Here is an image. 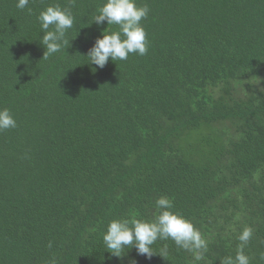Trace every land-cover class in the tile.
Returning a JSON list of instances; mask_svg holds the SVG:
<instances>
[{
    "label": "trees",
    "instance_id": "1",
    "mask_svg": "<svg viewBox=\"0 0 264 264\" xmlns=\"http://www.w3.org/2000/svg\"><path fill=\"white\" fill-rule=\"evenodd\" d=\"M17 2L0 0V264H193L171 239L151 259L104 248L110 220L153 219L161 196L207 241L198 264L235 257L245 227L264 264V0H136L147 54L102 69L85 54L103 0ZM53 4L74 24L43 59Z\"/></svg>",
    "mask_w": 264,
    "mask_h": 264
},
{
    "label": "clouds",
    "instance_id": "2",
    "mask_svg": "<svg viewBox=\"0 0 264 264\" xmlns=\"http://www.w3.org/2000/svg\"><path fill=\"white\" fill-rule=\"evenodd\" d=\"M30 0H18L17 7L24 9ZM147 5L138 6L136 0H103L98 7L92 22L101 28V36L97 37L87 54L88 63L102 69L109 62L127 60L130 54L146 55L148 51L147 33L141 23L148 16ZM42 30L41 44L44 46L43 59L61 51L70 44L66 33L73 27L74 17L70 10L58 4L47 6L38 17ZM117 26L112 30L109 26ZM16 121L7 108L0 109V131L15 128ZM157 214L153 219L117 218L109 221L102 234L104 248L118 259H123L126 251L134 248L138 256L146 259L157 252L153 245L158 240L171 239L174 243L193 254V264H198L207 252V241L199 229L179 212L173 211V202L166 196L155 201ZM253 237L251 227H245L238 235L239 245L235 257L228 255L220 260V264H251L250 257L245 254V246ZM51 248V243H49ZM167 247L159 252L165 257ZM264 259V257H261ZM48 264H57L53 256ZM130 264H136L133 258Z\"/></svg>",
    "mask_w": 264,
    "mask_h": 264
}]
</instances>
